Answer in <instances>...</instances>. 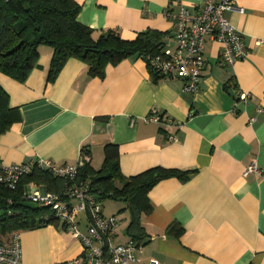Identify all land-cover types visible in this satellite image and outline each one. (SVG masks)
Instances as JSON below:
<instances>
[{
    "label": "crops",
    "instance_id": "obj_1",
    "mask_svg": "<svg viewBox=\"0 0 264 264\" xmlns=\"http://www.w3.org/2000/svg\"><path fill=\"white\" fill-rule=\"evenodd\" d=\"M74 1L77 21L93 40L108 30L131 40L148 29L172 35L174 25L163 11H178L180 2L195 11L203 0ZM225 17L242 34L247 56L226 65L221 45L207 36L194 93L184 91L179 79L154 81L137 55L106 65L102 77L69 58L49 82L53 50L39 46L23 82L0 73L10 105L20 112V120L0 134V160L75 166L85 147L90 166L99 169L103 146L111 142L125 177L153 167L193 170L185 182L169 177L148 191L139 263L264 264V0H235ZM236 91L248 94L246 103L237 101ZM155 115L160 120L150 119ZM251 161L258 171L246 174ZM34 188L49 191L31 181L23 193ZM104 200L102 213L117 218L114 243L128 241L125 204L108 199L115 206L104 210ZM75 219L86 233V212ZM19 233L18 264H71L81 251L57 220Z\"/></svg>",
    "mask_w": 264,
    "mask_h": 264
},
{
    "label": "trees",
    "instance_id": "obj_2",
    "mask_svg": "<svg viewBox=\"0 0 264 264\" xmlns=\"http://www.w3.org/2000/svg\"><path fill=\"white\" fill-rule=\"evenodd\" d=\"M78 11L79 5L74 0H0V73L23 82L36 65L41 45L53 50L47 75L49 82L54 81L69 58H77L87 64L90 76L102 77L106 65H115L133 55L145 61L146 55L158 54L164 46L165 33L154 29L139 32L131 40L122 39L108 30L93 40L91 30L77 21ZM147 68L154 81L162 78L148 65ZM19 120V109L10 105L9 95L0 84V134ZM84 151L88 153L85 147ZM103 154L99 169H93L87 161L78 167L73 180L33 167L19 179L14 189L0 185V239L7 241L12 232L56 221L48 207L32 210L19 204L25 197V183H42L47 190L65 198V191L72 182H88L89 191L99 202L112 199L125 204L123 210L129 215L126 233L129 240L142 244L145 232L141 214L151 209L148 191L169 177L185 182L194 171L153 167L125 177L119 169L117 145L106 143Z\"/></svg>",
    "mask_w": 264,
    "mask_h": 264
},
{
    "label": "built area",
    "instance_id": "obj_3",
    "mask_svg": "<svg viewBox=\"0 0 264 264\" xmlns=\"http://www.w3.org/2000/svg\"><path fill=\"white\" fill-rule=\"evenodd\" d=\"M235 8V0H203L199 9L190 11L180 2L178 11L164 10L163 15L172 21L174 33L165 34L164 46L155 55H146L148 67L162 78L179 79L183 90L194 93L199 89L202 71L205 65L204 49L206 37L221 45L222 59L226 65H233L247 56L242 34L225 17V13ZM238 102L246 103L248 94L236 91ZM158 121L160 117L151 116ZM170 139H175L170 136ZM89 161V154L80 151L79 162L75 166L57 165L49 160L38 158L35 161L20 164H5L0 160V185L14 189L19 179L33 167L46 169L54 176L73 180L78 167ZM257 172V166L251 161L246 174ZM66 197L55 192L34 188L23 201L36 203L39 207H48L53 217L61 222L80 242L81 251L71 264H140L138 253L142 244L128 240L114 243L115 214L104 215L101 204L89 191L88 182H72L65 191ZM69 200H75L70 203ZM78 212L87 214V231L78 228L75 216ZM21 257L20 233L12 232L7 241L0 239V264H18ZM147 264H155L150 261Z\"/></svg>",
    "mask_w": 264,
    "mask_h": 264
},
{
    "label": "water",
    "instance_id": "obj_4",
    "mask_svg": "<svg viewBox=\"0 0 264 264\" xmlns=\"http://www.w3.org/2000/svg\"><path fill=\"white\" fill-rule=\"evenodd\" d=\"M19 204L21 206H24V207L32 209V210H35V209H37L39 207L36 203H32V202H29V201H22Z\"/></svg>",
    "mask_w": 264,
    "mask_h": 264
},
{
    "label": "rangeland",
    "instance_id": "obj_5",
    "mask_svg": "<svg viewBox=\"0 0 264 264\" xmlns=\"http://www.w3.org/2000/svg\"><path fill=\"white\" fill-rule=\"evenodd\" d=\"M103 204L105 205L104 210H107L108 208H112L115 206L114 203L110 202V200L108 199H105Z\"/></svg>",
    "mask_w": 264,
    "mask_h": 264
}]
</instances>
